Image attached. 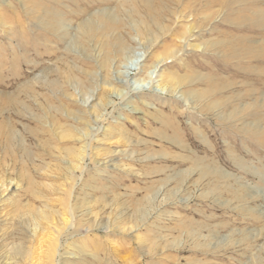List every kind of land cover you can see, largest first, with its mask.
<instances>
[{
	"label": "rangeland",
	"instance_id": "1",
	"mask_svg": "<svg viewBox=\"0 0 264 264\" xmlns=\"http://www.w3.org/2000/svg\"><path fill=\"white\" fill-rule=\"evenodd\" d=\"M0 264H264V0H0Z\"/></svg>",
	"mask_w": 264,
	"mask_h": 264
},
{
	"label": "bare ground",
	"instance_id": "2",
	"mask_svg": "<svg viewBox=\"0 0 264 264\" xmlns=\"http://www.w3.org/2000/svg\"><path fill=\"white\" fill-rule=\"evenodd\" d=\"M127 63V62H126ZM140 80V79H139ZM148 80V79H147ZM141 83V82H140ZM146 83V82H145ZM141 85H142V83H141ZM174 86V85H173ZM43 214V213H42ZM38 215H39V218H40V216H41V213H40V211H38ZM45 216V218L47 217L46 215H44ZM43 216V217H44ZM38 228V227H37Z\"/></svg>",
	"mask_w": 264,
	"mask_h": 264
}]
</instances>
